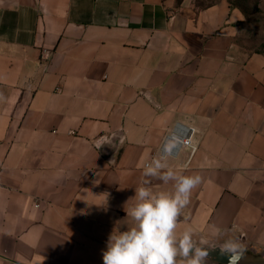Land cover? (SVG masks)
Listing matches in <instances>:
<instances>
[{
  "label": "crops",
  "instance_id": "obj_1",
  "mask_svg": "<svg viewBox=\"0 0 264 264\" xmlns=\"http://www.w3.org/2000/svg\"><path fill=\"white\" fill-rule=\"evenodd\" d=\"M258 19L264 0H0V264H103L161 155L202 177L177 235L264 264ZM177 127L194 153L163 149Z\"/></svg>",
  "mask_w": 264,
  "mask_h": 264
},
{
  "label": "clouds",
  "instance_id": "obj_2",
  "mask_svg": "<svg viewBox=\"0 0 264 264\" xmlns=\"http://www.w3.org/2000/svg\"><path fill=\"white\" fill-rule=\"evenodd\" d=\"M5 99L0 93V102ZM141 185L135 189L136 203L125 208L132 224L125 230L114 231L102 251L103 264H205V241L193 239V230L186 228L176 233L183 210L190 204L194 189L202 182L199 174L185 175L169 166L167 156L153 157L142 172ZM165 185L172 183L171 191H154L152 180ZM187 221V216H184ZM229 249L243 251L244 246L231 243Z\"/></svg>",
  "mask_w": 264,
  "mask_h": 264
},
{
  "label": "water",
  "instance_id": "obj_3",
  "mask_svg": "<svg viewBox=\"0 0 264 264\" xmlns=\"http://www.w3.org/2000/svg\"><path fill=\"white\" fill-rule=\"evenodd\" d=\"M197 243H199V241H197ZM231 243H234V241L228 240L227 242L221 243L205 242L204 247L207 250L205 264H241V260L244 257L246 250L249 248V245L242 244L244 248L241 252L240 249L235 251L230 250L228 245ZM235 243L238 242L235 241Z\"/></svg>",
  "mask_w": 264,
  "mask_h": 264
},
{
  "label": "built area",
  "instance_id": "obj_4",
  "mask_svg": "<svg viewBox=\"0 0 264 264\" xmlns=\"http://www.w3.org/2000/svg\"><path fill=\"white\" fill-rule=\"evenodd\" d=\"M193 135H194V129L189 128L184 133L180 130L179 127H177L174 132L167 138V140L164 143L163 149H167L171 144H176L184 147H188L191 149V152L194 153L197 150L196 145L193 143Z\"/></svg>",
  "mask_w": 264,
  "mask_h": 264
},
{
  "label": "rangeland",
  "instance_id": "obj_5",
  "mask_svg": "<svg viewBox=\"0 0 264 264\" xmlns=\"http://www.w3.org/2000/svg\"><path fill=\"white\" fill-rule=\"evenodd\" d=\"M257 26L259 27V30L258 32L256 30L255 34L252 37L253 42H254L253 44L255 48H259L261 51L264 52V20L258 19ZM251 43L252 42H250L249 44Z\"/></svg>",
  "mask_w": 264,
  "mask_h": 264
}]
</instances>
